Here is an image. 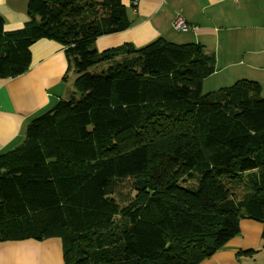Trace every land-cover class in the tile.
Masks as SVG:
<instances>
[{"label": "trees", "instance_id": "obj_1", "mask_svg": "<svg viewBox=\"0 0 264 264\" xmlns=\"http://www.w3.org/2000/svg\"><path fill=\"white\" fill-rule=\"evenodd\" d=\"M27 16L7 30L0 13V78L27 71L40 39L65 48L69 69L96 71L0 153V242L60 237L63 264H199L241 219L264 225L257 81L204 93L216 56L200 43L99 51L98 37L132 25L122 0H29Z\"/></svg>", "mask_w": 264, "mask_h": 264}, {"label": "crops", "instance_id": "obj_2", "mask_svg": "<svg viewBox=\"0 0 264 264\" xmlns=\"http://www.w3.org/2000/svg\"><path fill=\"white\" fill-rule=\"evenodd\" d=\"M122 1L132 25L98 37L95 47L99 51L126 42L143 46L159 37L175 43H200L216 56L215 71L209 76L211 88L213 79L223 74L225 84L250 79L257 81L264 93V0ZM28 2L0 0L7 30L25 24ZM177 12H182L190 24L188 30L173 28ZM31 52L27 71L0 78V153L20 145L30 120L69 92V87L64 91L63 85L73 69H69L65 48L54 40L40 39L32 45ZM263 228L262 222L241 219L240 233L199 264H264ZM250 250L257 251L244 253ZM0 264H63L62 240L50 237L1 241Z\"/></svg>", "mask_w": 264, "mask_h": 264}, {"label": "rangeland", "instance_id": "obj_3", "mask_svg": "<svg viewBox=\"0 0 264 264\" xmlns=\"http://www.w3.org/2000/svg\"><path fill=\"white\" fill-rule=\"evenodd\" d=\"M94 71H96V69L95 68H88V69H86V70H79V69H76V67H73V70L68 74V79H69V81L68 82H66V83H64V85H63V87H64V91L66 90V88L67 87H69V92H68V94H66V96H65V99H67V98H69L70 97V95L72 94V92L73 91H75V87H74V79L78 76V75H80V74H82V73H92V72H94ZM213 74V73H212ZM212 74H210L209 76H211ZM209 76H207L205 79H206V81H205V79H204V81H205V83H204V81H203V92L204 93H208V92H211V91H214V90H217V89H220V88H223L222 86H224V87H228V86H230V85H232V84H225V82L223 81L225 78H224V75L223 74H220V75H218L217 77H215L213 80H214V85H213V88H211L210 87V80H211V77H209ZM209 77V78H208ZM208 78V79H207ZM221 83H224V84H221ZM226 85H228V86H226ZM261 97L262 98H264V93H263V91H262V93H261ZM55 105V104H54ZM53 107V106H52ZM52 107H50V108H52ZM49 108V109H50ZM45 111H47V110H45ZM44 111V112H45ZM195 181V182H194ZM194 181H191V183L192 184H189L190 182H188V184H187V182H184L183 184L184 185H188V186H195L196 185V180H194ZM254 254V253H253ZM252 254V255H253ZM251 255V254H250ZM258 257V256H257Z\"/></svg>", "mask_w": 264, "mask_h": 264}, {"label": "built area", "instance_id": "obj_4", "mask_svg": "<svg viewBox=\"0 0 264 264\" xmlns=\"http://www.w3.org/2000/svg\"><path fill=\"white\" fill-rule=\"evenodd\" d=\"M134 3L136 4V2ZM172 26L175 30L186 31L189 29L190 24L185 19L182 12H177V14L174 16V19L172 21Z\"/></svg>", "mask_w": 264, "mask_h": 264}]
</instances>
